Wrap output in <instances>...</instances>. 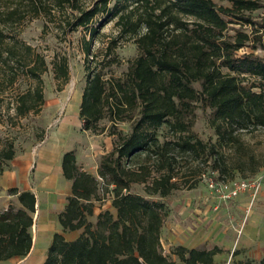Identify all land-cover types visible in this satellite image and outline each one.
I'll return each mask as SVG.
<instances>
[{"label":"trees","instance_id":"obj_1","mask_svg":"<svg viewBox=\"0 0 264 264\" xmlns=\"http://www.w3.org/2000/svg\"><path fill=\"white\" fill-rule=\"evenodd\" d=\"M228 1L227 7L213 0H94L89 8L81 0H16L0 5V67L10 69L8 81L13 83L17 73L12 62L20 58L23 72L36 82L18 94L17 114L40 110L44 102L41 75L47 68L45 57L34 53L30 45L14 37L8 40L9 31L26 14L51 18L68 9L71 17L64 16L62 21L67 30L84 28L91 37L82 47L86 64L78 111L81 129L95 133L107 117L108 134L114 136V126L138 109L130 132L119 135L113 150L98 163V176L110 188L111 209L100 211L94 223L88 217L99 196L98 177L80 169L72 150L63 153L61 165L70 194L57 216L61 232L52 235L42 264H219L211 249L178 245L177 260L163 253L164 204L147 200L130 187L141 183L147 194L166 196L178 187L173 180L175 165L193 163L208 154L214 155V170L228 171L216 144L209 146L187 134L186 116L194 102L211 109L210 124L220 144L238 143L239 130L264 128V55L237 54L255 42L264 49V15L256 20L247 14L264 8V0ZM110 21L117 29L116 40L131 39L138 50L124 79L106 76L89 64L91 41ZM235 23L249 26L250 33L236 29L227 35L229 24ZM51 64L54 77L64 85L69 79L67 57L54 54ZM248 77L256 81L248 82ZM3 80L0 74V94ZM164 125L179 135L160 142L157 131ZM14 155L10 144L2 156L8 162L5 168ZM152 167L158 176H152ZM8 193L16 196L17 205L10 202L0 209V261L23 257L31 247L35 196L16 187ZM72 231L79 234L67 240L63 233ZM232 264H264V258L258 263L235 260Z\"/></svg>","mask_w":264,"mask_h":264},{"label":"rangeland","instance_id":"obj_2","mask_svg":"<svg viewBox=\"0 0 264 264\" xmlns=\"http://www.w3.org/2000/svg\"><path fill=\"white\" fill-rule=\"evenodd\" d=\"M15 1L16 0H1L0 5H5V3L12 5ZM81 1L82 6L86 8H89L94 2V0ZM213 1L218 6H230L228 0ZM247 14L259 20L264 15V8L247 12ZM64 16L71 17V11L68 9V11L60 13L59 15L55 14V16H51V18L43 15L31 16V14H26L25 18H23L19 24L13 26V30L9 31V35L11 36L8 40H12L14 37L30 45L34 53L45 57L47 69L41 75L44 102L40 110L38 112H29L25 115H19L16 113L15 108L18 94L32 89L36 82L25 75L22 68V59L20 58H18V62L16 59L12 62L13 68L17 73L13 83L8 81L10 69L8 67H0V74L4 79L1 85L3 93L0 94V176L4 170L10 167L9 161L8 168H5L8 162L2 157L3 152L9 148L10 144L13 146L15 155L33 149L48 138L52 129L59 122L64 103H68L73 95L82 94L85 85L84 67L86 64L82 47L84 41L91 39V37L84 28H78L72 31L67 30V25H64L62 22L63 19H65ZM236 29L250 33L249 26L235 23L229 24L228 30L226 31V33H228L227 35H233ZM117 36V29L114 25V21H110L101 27L98 35L91 41V55L89 59H91L92 62L89 64H91V67L97 69L101 68L103 73H106V76L113 75L117 78L121 77L124 79L138 50L133 40H122L118 38L116 40ZM112 41L114 42L112 43ZM253 45L256 46L253 48ZM261 45L262 44L258 42L248 44L238 50L237 54L241 55L243 53L254 52L255 54L264 55V49L261 48ZM20 52H22V50H20ZM54 54L65 55L68 60L69 79L64 85H61L54 77L51 64V59ZM102 57L104 61L100 62L99 60L103 59ZM247 81H256V78L254 80L253 77H248ZM137 110L138 109H135L129 112L127 115H130V117L126 116L125 120L114 126L117 133L114 136L108 134V131L111 129V122L107 117L99 122L101 129L94 134L103 135L104 137L112 136L111 146H109V151H106L105 154L113 150L114 143L118 141L119 135L123 136L130 132L131 122L132 119L137 116ZM211 118V109L208 106H205L201 102H194L192 112L186 116V122L189 125L187 134L193 135L196 139L207 143L209 146L211 144H216V151H218V154L223 155L224 162L227 163L228 171L226 173L214 170L211 167L214 163V155L208 154L207 156H202V158L198 160L199 162H182L176 164L174 172L175 177L173 180L176 181L178 187L173 189L166 196L147 194L144 190V185L141 183H132L130 187L133 193L142 195L147 200L158 201L164 204L162 225L165 227V230L164 233L162 231L160 233L161 250L173 260H177L174 250L176 246L181 245L179 242L180 238L183 239V234L181 229H168L167 226H169L170 223L178 222L181 224L188 221L192 223V221L195 220L194 217L192 218L191 212L187 211L186 202L190 200L194 202L200 199V193L202 191L209 190L212 193L207 184L208 178L215 179L217 176H219L220 179L234 177L238 179L250 178L256 173H262L264 169V128L258 127L256 129L239 130L237 132L239 137L238 143L232 145L220 144L214 128L210 124ZM182 134L186 135L184 133ZM157 135L160 142H162L175 139L179 135V132L167 131V126L164 125L158 129ZM102 156L103 155L98 157L97 164ZM131 166L133 167V165ZM151 169L153 177L159 175L155 167ZM196 169L198 170L196 171ZM99 182L101 188L99 190L98 199L94 200V207L105 210L110 204L109 200L111 198L108 193L109 190H107L110 188H106L104 182ZM189 184H194V186L190 188ZM262 185L259 190L262 189ZM2 191L3 189L0 186V192ZM6 192L8 193V189ZM0 195L2 196V194ZM212 195L214 194L212 193ZM1 199L2 198H0V200ZM10 202L17 205L16 199L8 200V204H10ZM253 202L249 204V207H251ZM88 219L94 223L96 214L93 213ZM244 233L246 234V230ZM199 248L206 249L204 247ZM212 250H215L216 253L218 248L216 247ZM263 258L264 254L260 257L251 258L245 256L239 261L246 262L251 260L254 261V263H258L259 260ZM232 262H235L233 257L227 260L217 261L219 264H232Z\"/></svg>","mask_w":264,"mask_h":264},{"label":"crops","instance_id":"obj_3","mask_svg":"<svg viewBox=\"0 0 264 264\" xmlns=\"http://www.w3.org/2000/svg\"><path fill=\"white\" fill-rule=\"evenodd\" d=\"M80 99L81 95H73L68 103H64L59 122L48 138L33 149L15 155L10 160V167L0 176L3 189L0 209L7 207L8 200L16 199L15 195L6 192L11 187L31 191L35 196L29 252L23 257L1 260L0 264H42L52 235L61 232L57 216L65 208L70 194V182L61 165L65 151L72 150L80 169L98 177V157L109 151L112 136L95 135L81 129ZM249 204L245 192L221 201L209 190L202 191L200 199L186 202V209L195 220L192 223H170L167 228L182 230L181 245L207 250L217 247L213 256L216 262L231 257L235 260H242L245 256L260 257L264 254V180L259 195L251 207ZM105 209H111V202ZM102 210L94 207L96 215ZM164 230L162 225L163 233ZM63 234L67 240H72L79 231Z\"/></svg>","mask_w":264,"mask_h":264},{"label":"built area","instance_id":"obj_4","mask_svg":"<svg viewBox=\"0 0 264 264\" xmlns=\"http://www.w3.org/2000/svg\"><path fill=\"white\" fill-rule=\"evenodd\" d=\"M98 180L102 179L98 176ZM264 180L263 172L256 173L250 178H228V179H213L208 178L207 184L215 197L221 201H227L238 196L242 192H246L250 199V203L254 201L259 193V189ZM103 182V181H102ZM111 186V185H110ZM112 187V186H111Z\"/></svg>","mask_w":264,"mask_h":264}]
</instances>
